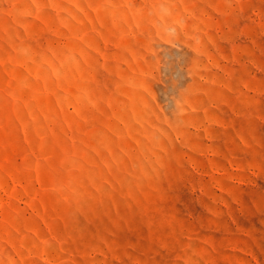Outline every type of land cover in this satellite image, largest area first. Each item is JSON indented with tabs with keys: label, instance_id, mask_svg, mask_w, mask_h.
<instances>
[{
	"label": "rangeland",
	"instance_id": "rangeland-1",
	"mask_svg": "<svg viewBox=\"0 0 264 264\" xmlns=\"http://www.w3.org/2000/svg\"><path fill=\"white\" fill-rule=\"evenodd\" d=\"M0 264H264V0H0Z\"/></svg>",
	"mask_w": 264,
	"mask_h": 264
}]
</instances>
